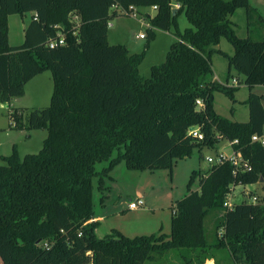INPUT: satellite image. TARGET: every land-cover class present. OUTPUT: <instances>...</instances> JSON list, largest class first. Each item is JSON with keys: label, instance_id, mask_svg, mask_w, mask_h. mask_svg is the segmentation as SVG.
I'll return each instance as SVG.
<instances>
[{"label": "trees", "instance_id": "1", "mask_svg": "<svg viewBox=\"0 0 264 264\" xmlns=\"http://www.w3.org/2000/svg\"><path fill=\"white\" fill-rule=\"evenodd\" d=\"M114 5L157 7L153 17L147 15L146 49L156 39L154 28L176 38L149 77L139 72L145 52L109 43V24L119 15ZM239 10L250 21H263L250 0H0V104L23 97L26 85L44 72L54 82L49 107L26 120L21 109L11 115L15 127L48 135L38 154L21 158L14 146L1 158L0 264H150L170 253L179 259L172 264H220V250L226 264H264V203L225 206L233 186L264 188V145L252 141L264 137L263 96L253 92L264 87V38L237 35L231 17ZM26 14L32 16L25 40L11 46L9 17ZM182 14L191 25L183 31ZM56 26L65 44L52 49ZM223 39L233 46L232 56L217 49ZM215 53L228 60L227 80L232 72L244 78L238 87L213 81ZM243 85L250 90L249 121L217 114L215 94L235 102ZM197 127L202 141L190 135ZM221 140H237L232 148L251 169L228 161L205 174L193 171L188 190L198 176L200 189L176 203L170 235L128 238L113 230L97 236L99 223L91 222L95 182L99 190L108 188L105 178L112 179L122 163L130 170L172 171L177 159L216 148ZM103 162L107 167L98 171ZM212 212L224 214L209 242L205 222Z\"/></svg>", "mask_w": 264, "mask_h": 264}, {"label": "rangeland", "instance_id": "2", "mask_svg": "<svg viewBox=\"0 0 264 264\" xmlns=\"http://www.w3.org/2000/svg\"><path fill=\"white\" fill-rule=\"evenodd\" d=\"M250 5L256 10L263 21H259L257 17L251 19L247 18L244 10H239L237 14L231 17L233 28L237 35L241 38L252 37L256 40L264 38V0H250ZM178 8V7H176ZM175 8V9H176ZM138 18L130 15L119 14L109 24L108 40L110 45H125L130 49L131 53L140 54L145 52V58L140 65L139 72L143 77H149L151 67L162 64L166 60V55L171 47L174 36L169 32L157 31V37L151 42L150 48L146 49L149 42V33L151 24L149 16L155 15L153 7H139ZM259 17V16H258ZM31 14L12 15L9 17V43L11 46H20L23 44L25 37V28L29 26ZM144 20V21H143ZM180 30L190 28L191 25L182 14L179 19ZM140 34L146 35L145 39L140 38ZM172 40V41H171ZM217 49L229 54H234L233 46L225 39H223ZM212 64L215 72L221 75V78L227 75L228 60L219 53H215L212 57ZM237 82L241 80L236 78ZM228 85V83H227ZM229 85H232L229 84ZM54 90V82L50 71L44 72L42 75L36 77L26 85L25 95L20 98H15L13 105L24 112L25 120L33 110L44 109L50 106L51 97ZM249 89L243 87L238 93V100L247 98ZM215 103L221 114H229L230 110L235 106L223 93H216ZM239 113L235 120H242L244 118V111L239 106ZM10 106L8 104H0V164H2L1 156H10L13 153V147L18 145L17 150L21 158L28 154H38L44 145V140L47 138L46 130H28L24 129H10L9 122H12L10 115ZM9 109V110H8ZM11 120V121H10ZM8 130L10 132H7ZM25 131L21 135L20 131ZM8 133V134H7ZM31 137H28L30 136ZM23 136V137H21ZM17 144V145H14ZM233 152L230 142L221 140L216 148L205 147L202 151L194 150L192 157L179 158L174 165L172 171L170 170H156V171H138L130 170L124 163L116 168L114 179L105 178L104 190L98 189V184L95 182L94 190V206L96 212L105 211L109 213H116L112 208L113 202L120 197L119 200L125 202V199L130 201L132 198H141L145 201V205L137 210H129L124 204L119 208L124 209L126 217L122 216L112 218L105 227L97 230L99 238H104L112 231L108 228H116L122 226L128 238H135L139 236H150L158 233L161 215L156 211L161 209H169L173 204L175 205L179 200L185 198L190 192H196L200 189V177L198 176L192 185L190 191L188 190L189 181L193 171H201L203 174L208 172L212 165L207 161V157L216 158L218 155L230 156ZM108 163L103 162L97 165V170L100 171L107 167ZM232 204L238 205L243 201L252 203V198H256V203H264V188L261 184L255 185H236L232 187ZM104 197L103 202L101 198ZM175 208V207H174ZM175 210V209H174ZM155 211V212H153ZM120 213V212H119ZM156 214V215H155ZM223 212L210 213L205 222L206 235L209 242L215 240V224L217 219L222 216ZM167 230L171 234V224H168ZM0 231H4L0 229ZM221 232V231H220ZM162 234V231L158 235ZM216 258L220 264H226V251L220 250L216 252ZM179 263L178 257L173 253L160 258L158 262L150 264H172ZM206 264H215L208 261Z\"/></svg>", "mask_w": 264, "mask_h": 264}, {"label": "crops", "instance_id": "3", "mask_svg": "<svg viewBox=\"0 0 264 264\" xmlns=\"http://www.w3.org/2000/svg\"><path fill=\"white\" fill-rule=\"evenodd\" d=\"M32 16V15H31ZM30 21H31V19H30ZM28 27V26H27ZM25 29H27V28H25ZM150 29H151V27H150ZM25 31V30H24ZM155 33H156V37H157V29H155L154 28V30H153ZM159 32H161V31H159ZM24 37H25V34H24ZM175 38V37H174ZM172 41V40H171ZM176 41V38H175V40L174 41H172V44L174 43ZM171 44V45H172ZM129 49V48H128ZM130 50V49H129ZM131 52V51H130ZM229 67V66H228ZM213 70H214V67H213ZM227 74H228V69H227ZM40 75H42V74H40ZM40 75H38V76H40ZM37 76V77H38ZM36 78V77H35ZM34 78V79H35ZM236 78H238V79H240L241 81L244 79L242 76H239V75H237L236 73H234V72H232V77L231 78H229V80H227V75L226 76H224V77H222L221 78V75H219L217 72H215V70H214V78H213V81H216V82H219V83H221V84H227L228 83V85L229 84H231V83H233V81L236 79ZM33 79V80H34ZM32 81V80H31ZM30 83V82H29ZM28 85V84H27ZM243 87H247V86H245V85H243V86H241L240 87V89H239V91L235 94V106L237 105V106H239L240 108H242V112L244 111V118L242 119V120H235V118H236V116H237V113H239V108L237 107V108H235V106L233 107V108H231V110H230V113H231V116H229V114H221L220 112H219V110H218V107H217V105H216V103H215V101H214V108H215V111H216V113L217 114H219V115H221V116H223V117H225V118H227V119H229V120H231V121H234V122H242V123H246V122H248L249 121V118H250V111H249V107L245 104V102L247 101V99H248V97H249V94H250V90L248 91V96H247V98H245V99H243V100H238V93L241 91V89L243 88ZM248 88V87H247ZM253 92H256L257 94H259V95H261V96H263V105H264V87H262V86H259V87H256V88H254L253 89ZM215 99H216V94H215ZM233 102V101H232ZM13 103H14V100H12L8 105L10 106V108L9 109H19V108H15V106L13 105ZM8 109V110H9ZM240 114V113H239ZM11 121V120H10ZM25 122V121H24ZM15 125H16V122H9V126H10V129H17V127H15ZM5 131H7V132H10V131H8V130H5ZM25 131H20L19 133L21 134V135H23V134H25L24 133ZM8 134V133H7ZM21 137H23V136H21ZM28 137H31V135L30 136H28ZM14 145H17V144H14ZM17 147H18V145H17ZM19 148V147H18ZM13 149H14V147H13ZM3 156H6V155H2L1 157H3ZM120 166V165H119ZM119 166H117L116 168H118ZM116 168L110 173V175H111V177H112V179H114L113 178V176H112V174H114V172H115V170H116ZM138 197H136V198H132V199H130V200H134V199H137ZM120 199V197L119 198H117L114 202H113V204H112V208H114L116 211V213H114V212H112V213H107V212H103V211H101V212H96L95 211V218H94V220H93V222H98L99 223V227H98V229L97 230H99V229H101V228H103V227H105L106 225H107V223L112 219V218H115V217H117L119 214H121V215H119V216H122V218H124V217H126V215H125V212L126 211H124V209H120L119 207L121 206V205H126L127 206V202H128V200L127 199H125V202H123L122 200H119ZM176 205V204H175ZM175 205L173 204V206H172V208H171V212H169V209H161V211L160 210H158V211H156V213H158V215H161L162 216V219L160 220V226H159V228H158V230H159V232L160 231H162V234H167V233H169L167 230L169 229V227L170 226H168V224H171V219H172V216L174 215V207H175ZM120 212V213H119ZM153 212H155V211H153ZM156 215V214H155ZM109 230H116V231H118V232H120L121 234H123L124 236H126V237H128L127 235H126V233H125V231H127L125 228H123L122 226H117L116 228H108V231ZM97 232V231H96ZM158 232V233H159ZM158 233H155V234H158ZM107 235H109V234H107ZM106 235V236H107ZM98 236V235H97ZM212 263H214V261H212Z\"/></svg>", "mask_w": 264, "mask_h": 264}, {"label": "built area", "instance_id": "4", "mask_svg": "<svg viewBox=\"0 0 264 264\" xmlns=\"http://www.w3.org/2000/svg\"><path fill=\"white\" fill-rule=\"evenodd\" d=\"M178 7V6H177ZM154 10L157 9V7H153ZM113 9H117L118 13L121 14V15H126V16H134L136 18H138L139 16V11H138V8L137 7H134V6H131L129 7V9H124L122 7H118L117 5H114L113 6ZM35 20H37V16H35L34 18ZM72 19L76 22H78V19H77V16H72ZM144 21V20H143ZM57 29H59V33H58V39L57 40H54V41H51L49 42V46L50 48H57L59 46H62L65 44V37H64V34H63V31H61L60 27L59 26H56ZM140 38L142 39H145L146 38V35L144 34H140ZM240 85V82H237V80L235 79L232 83V85H228L230 87H238ZM197 104L200 108H203L204 104L201 100H198L197 101ZM10 115L13 114V110H10ZM12 121L15 122V120L12 118ZM190 135L197 141H202L205 139V136H204V133L200 130V128H192L191 131H190ZM252 141L253 142H260L264 145V137H259V136H254L252 138ZM238 141H234V142H230V146L233 147V145L237 144ZM233 149V148H232ZM207 161L211 164V165H215V164H223L225 162H232L233 165L238 169L239 168H243V170H250V165L247 161H245L241 155L240 152H236L233 150L232 154L230 156H227V155H218L216 158H213V157H207ZM231 197H232V193L229 194L228 196V199H227V202L225 203V206L228 208V209H232L234 207V204H232V200H231ZM253 202L252 203H256V198H252ZM145 205V201L141 198H137V199H134V200H130L129 202H127V207L129 210H137L141 207H143ZM174 214H175V211H174ZM93 222V220L91 221Z\"/></svg>", "mask_w": 264, "mask_h": 264}, {"label": "water", "instance_id": "5", "mask_svg": "<svg viewBox=\"0 0 264 264\" xmlns=\"http://www.w3.org/2000/svg\"><path fill=\"white\" fill-rule=\"evenodd\" d=\"M177 11H178V8L174 9V10H173V14L175 15ZM263 182H264V181L261 180V183H263Z\"/></svg>", "mask_w": 264, "mask_h": 264}]
</instances>
